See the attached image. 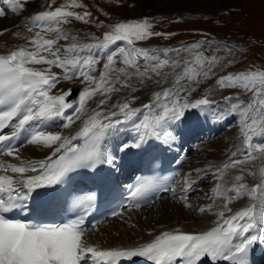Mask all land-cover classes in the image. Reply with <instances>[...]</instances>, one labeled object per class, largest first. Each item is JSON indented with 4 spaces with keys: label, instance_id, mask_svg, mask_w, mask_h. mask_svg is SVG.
I'll return each instance as SVG.
<instances>
[{
    "label": "snow or ice",
    "instance_id": "1",
    "mask_svg": "<svg viewBox=\"0 0 264 264\" xmlns=\"http://www.w3.org/2000/svg\"><path fill=\"white\" fill-rule=\"evenodd\" d=\"M3 2L13 13L23 8L21 0ZM54 2L50 0L48 7ZM66 7L83 5L71 0L70 5L36 13L27 21L32 35L23 36L25 43L0 53V156L19 161L0 162V264H121L136 257L151 264H250L253 245L264 244V69L253 66L220 75L216 85L221 89L239 88L251 95L247 100L240 95H225L227 111H216L220 102L210 94L199 98L193 94L217 75V66H231L234 60L206 56L201 48L208 41L163 50L137 47V42L153 36L174 35L153 32V25L144 18L109 25L102 37L93 36L92 42L80 43L79 36L68 33L62 25L70 18L88 23L86 18L92 14L68 11ZM5 15V9L0 7V17ZM99 23L104 27L103 22ZM8 31L4 29L0 35ZM13 35L22 36L19 32ZM62 40L68 43L61 44ZM160 51L165 55H150ZM220 51L227 49H216ZM169 52L177 53V57L169 58ZM182 52L189 55L180 57ZM101 59L104 63L97 76L93 73ZM75 79L83 84L77 90L78 99L71 88L57 89L61 82ZM53 89H57L54 94ZM145 89L147 101L143 102L136 93ZM120 92L126 94L109 103ZM68 96L73 100H66ZM90 101L95 102L94 108L89 109ZM137 101H141L140 106H134ZM193 110L205 120L218 121L234 115L243 122L244 148L240 155L233 152L219 166L196 170L197 178L211 175L215 181L208 195L211 203L197 209L201 215H215V226L210 230H163L137 246L101 249L89 242L84 227V217L96 200L92 191H68L71 207L82 209V213L61 223H37L11 215L22 210L33 193L39 195L38 190L55 191L69 185L78 170L95 172L101 166L114 165L116 157L107 145L121 129L130 130L133 138L117 146L120 152L139 149L150 141L171 148L180 139L181 127ZM56 121H61L58 126L62 129H71L77 121L80 124L74 134L65 135L48 130ZM22 133L26 135L20 141ZM24 143L50 152L40 161L25 160L20 154ZM229 170L238 174L227 188L225 177ZM247 177L255 183L250 186ZM194 183L192 174H188L177 194L175 187L161 189L156 179L142 178L129 185V204L121 205L111 215L120 216L129 206L142 207L160 190L170 192L191 208L187 193ZM244 197L249 199L248 205L234 211L230 205ZM217 199L223 204L218 206Z\"/></svg>",
    "mask_w": 264,
    "mask_h": 264
},
{
    "label": "rangeland",
    "instance_id": "2",
    "mask_svg": "<svg viewBox=\"0 0 264 264\" xmlns=\"http://www.w3.org/2000/svg\"><path fill=\"white\" fill-rule=\"evenodd\" d=\"M235 1L76 0V3L82 4L83 7H66L65 10L80 14H83L85 11L90 12L92 15L86 18L89 22L83 23L70 18L69 22L63 24L62 27L68 33H74L72 35L77 33L76 35H79L80 43H88L87 37L89 35L91 37L94 35L102 37V33L109 30L107 27L109 25L148 18L149 22L153 25L151 29L153 32L173 33L174 35L167 37L163 35L153 36L144 41L137 42V47L163 50L191 45L197 41H208L201 48V51H205L206 56L217 55L222 58L227 57L228 59H233L234 63L224 68L217 66L214 69L217 75L201 84L200 88L193 95L199 98L208 93L210 94V98L220 102L219 107L216 109L217 111H227L228 105L223 103L225 95H240L241 98L247 100L251 94H245L244 90L239 88L221 89L216 85V79L220 75L243 71L253 68V66L254 68L264 69V0ZM33 3H36V0H30L29 6H32ZM49 3L46 9L55 10L57 7L70 5L71 0H55L51 4V8L48 7ZM24 6L25 8H29L28 5L24 4ZM13 16L14 14H10L9 17L13 18ZM99 22H103L104 27H101ZM26 35L30 36V34ZM218 48L227 49V51L216 52ZM150 55L162 57L165 53L163 51L151 52ZM167 55L169 58L177 57V53L175 52H169ZM188 55V52L179 54L180 57H187ZM103 63L104 60L101 59L100 64L96 66L94 75L98 76L100 74V68ZM75 87L83 88L80 79L61 82V89L65 91ZM242 123L236 119L225 131L213 137L198 140L193 145H200L201 147L198 148H204L203 150L207 149L210 145L212 146L209 148H213L215 144L222 143L220 140L224 139L223 134L230 131L236 140L227 145L231 150H236L237 152L235 153L238 154L244 148L241 134ZM231 153L233 152L231 151ZM187 169H193V165L191 164L189 168L187 166ZM182 182L177 186V190L183 186ZM200 182H203V184L199 185L197 191L195 190V193H192L187 199L196 209L206 203L208 195L211 194V190L215 185L211 175L204 176ZM167 198L171 200L174 199V196L172 195ZM182 205L184 206V203ZM152 211H155V209Z\"/></svg>",
    "mask_w": 264,
    "mask_h": 264
},
{
    "label": "bare ground",
    "instance_id": "3",
    "mask_svg": "<svg viewBox=\"0 0 264 264\" xmlns=\"http://www.w3.org/2000/svg\"><path fill=\"white\" fill-rule=\"evenodd\" d=\"M49 2L50 0H36V3H33L32 6H29L30 0H21V4L28 5L29 8H25L24 6L16 13H13L7 6V4H5L3 0H0V7H3L6 12L5 18L0 17V32H2L4 29L9 30L3 35H0V53H5L7 50L14 49L15 47L25 43L23 36H25L26 34H30V36L32 35V33L28 32V28L26 26L27 21L36 13L47 10L46 7ZM10 14H14L13 18L9 17ZM16 32L22 34L21 38L14 37L13 33ZM47 35L52 36L55 35V33H48ZM87 38L89 40L88 42H92V37L90 35ZM60 43L67 44L68 42L62 40L60 41ZM119 43L121 42H118V44ZM167 70L168 69H165V71ZM53 71L58 72L60 70L54 68ZM150 86L153 88L156 87L155 85ZM57 89H61V83L57 85ZM57 89L52 90L53 94L57 91ZM125 94V92L114 94L112 101H109V103L116 101L117 99L123 97ZM136 94L142 96L143 102L147 101V89H145L143 93ZM140 103L141 101H137L134 106H140ZM88 107L89 109L94 108L95 102L90 101ZM66 111L71 112V109H68ZM236 119L237 118L235 116L228 115L226 118H221L218 121L205 120L195 110H193L192 115H189L187 117L185 122L188 123V127L186 126L187 128L185 127L183 132L180 131L179 133V135L183 133V136L180 137L176 144H174L171 148H168V150L172 152V156L176 158V161L178 160L180 162H183L184 164V171L182 172L177 180V183L174 186L177 194H179L183 188L182 186L179 190H177V186L181 183V181L185 180L188 174H192L195 183L192 185L191 191L187 193L188 199V196H190L192 193H195V190L197 191V187L203 184V182H200L202 178L196 177V170L206 169L210 165L219 166L222 161H226L231 156V151L237 152L236 150H231L227 145L228 143L236 140V138L230 131L224 133V139L220 140L222 141V143L220 142V144H215L213 148H209L210 146H212L210 145L207 149L205 148V150H203L204 148H198L201 147L200 145L196 146L192 144L199 135H205V137L210 135V137H213L214 134L225 131L227 127ZM60 123L61 121H56V124L50 127L48 130L53 132H64L65 135L69 134V132L74 134L76 131H78V125L80 124V122L77 121V123L73 125L71 129H62L58 126ZM7 131L8 129L5 130V132ZM25 135L26 134L24 133L21 134L20 141H23L25 139ZM132 138L133 133L130 130L121 129V132L113 136L107 145L109 150L114 153L116 157L114 167L116 168L121 178H124L126 172H129L130 169L133 170V174L135 172H138V169L140 167V164L138 163L139 158H141L143 154L149 152L151 149L153 150V148H155L157 145V141H150L148 144L143 145L139 149L131 148L126 152H120L117 150V146L120 143L131 141ZM186 139H189V142L192 141L189 144V150H187ZM49 152L50 150L47 148L27 143H24L20 147L21 157L25 160L40 161L44 159L49 154ZM241 152H239L237 156H239ZM118 154L120 157L119 160H117ZM3 161H7L9 163H19V161L10 157L0 156V162ZM256 163L259 164L260 161H256ZM191 164L193 165V169H187V166L189 168ZM250 166L251 165H244L243 167L247 168ZM8 174L19 175L13 173ZM236 174L238 173L235 170H229L228 175L225 177V179L228 181V184L225 185V187L230 188L232 186V177ZM200 175L203 176V173H201ZM128 177H132L131 173H128ZM247 183L251 186L255 183V181H253L251 177H247ZM168 196L170 197L172 196V194L170 193ZM189 202L190 201L187 200V203ZM209 203H211V201L208 199L206 203H204L200 207L205 206ZM248 203L249 199L247 197H244L234 201L230 206L234 211H237L242 206H247ZM182 204L183 202L176 199L175 197L171 200L166 197H162L159 200L155 201L149 208L140 210L126 209L121 213L120 216H115L114 218L107 220L104 224L98 226L92 232L87 233L86 238L91 244L98 246L101 249H110L115 247L137 246L146 241H149L153 238L154 235H158L163 230H172L178 228L189 232H202L210 230L211 227L215 226V215H213L212 213L201 215L197 210L198 208L196 209L194 205H192L191 208H188L185 207V205L183 206ZM216 204L218 206L222 205L223 200L217 199ZM153 209H155V211H152ZM215 210L216 209H214L213 211ZM253 247L256 249H254ZM253 247V250L251 251H253V254L256 257H260L259 260L263 263L264 244L257 243L253 245Z\"/></svg>",
    "mask_w": 264,
    "mask_h": 264
},
{
    "label": "water",
    "instance_id": "4",
    "mask_svg": "<svg viewBox=\"0 0 264 264\" xmlns=\"http://www.w3.org/2000/svg\"><path fill=\"white\" fill-rule=\"evenodd\" d=\"M78 89H81V88H74V89H72L73 90V93L75 94V96H76L77 99H78V92H77ZM67 100H69V101L73 100V96H68Z\"/></svg>",
    "mask_w": 264,
    "mask_h": 264
}]
</instances>
